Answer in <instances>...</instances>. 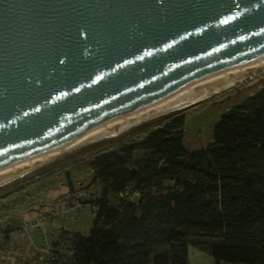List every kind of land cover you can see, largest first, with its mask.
Listing matches in <instances>:
<instances>
[{"label":"water","instance_id":"water-1","mask_svg":"<svg viewBox=\"0 0 264 264\" xmlns=\"http://www.w3.org/2000/svg\"><path fill=\"white\" fill-rule=\"evenodd\" d=\"M262 61L264 0H0V173Z\"/></svg>","mask_w":264,"mask_h":264},{"label":"trees","instance_id":"trees-1","mask_svg":"<svg viewBox=\"0 0 264 264\" xmlns=\"http://www.w3.org/2000/svg\"><path fill=\"white\" fill-rule=\"evenodd\" d=\"M185 120L183 110L158 117L87 161L100 187L86 202L93 227L63 233L70 244L64 254L54 244L53 264H190V246L217 263L264 264V87L200 151L184 146Z\"/></svg>","mask_w":264,"mask_h":264},{"label":"rangeland","instance_id":"rangeland-1","mask_svg":"<svg viewBox=\"0 0 264 264\" xmlns=\"http://www.w3.org/2000/svg\"><path fill=\"white\" fill-rule=\"evenodd\" d=\"M262 87L264 69L175 110H183L185 115L186 150L197 152L211 144L214 127L221 117ZM146 123L57 154L27 173L1 183L0 188L3 185L6 188L0 190V264H53L52 257L57 249L54 244L60 242L63 254L70 244L65 240L66 235L60 238L63 233L89 237L96 214L86 202L100 193V187L92 183L94 174L87 161L105 148L116 147L112 139ZM14 180L15 185H10ZM13 226L14 232L6 231ZM189 261L190 264H231L217 263L193 246L189 247Z\"/></svg>","mask_w":264,"mask_h":264},{"label":"bare ground","instance_id":"bare-ground-1","mask_svg":"<svg viewBox=\"0 0 264 264\" xmlns=\"http://www.w3.org/2000/svg\"><path fill=\"white\" fill-rule=\"evenodd\" d=\"M264 69V61L260 62L259 64L239 70L236 72L228 73L225 75H221L218 77H215L211 80H208L202 84H199L195 87H192L188 90H185L181 93H178L172 97H169L165 100H162L158 102L157 104H154L145 110L125 119L124 121L102 131L97 134H94L92 136H89L87 138H84L80 141H77L75 143H72L70 145H67L63 148H60L58 150H55L53 152H50L46 155H43L41 157H38L36 159H33L29 162H26L24 164H21L19 166H16L12 169H9L7 171H4L0 173V183L5 182L9 179H11L13 176L23 174L24 172L30 170L34 166L40 165L44 161L52 158L53 156L65 152L67 150H70L74 147H77L79 145H83L86 143H91L93 141H97V139H106L107 137H114L120 131H123L125 129L131 128V126L136 125L138 123L143 122H150L151 120H154L153 118L158 116H164L167 114L172 113V111L175 112V110L180 109L182 107H185L188 104H191L193 102L200 101L204 98L209 97L210 95H213L217 92H219L222 88L228 87L230 85H233L234 83L238 82L239 80L253 74L254 72H258L260 70ZM160 116V117H161ZM150 120V121H149Z\"/></svg>","mask_w":264,"mask_h":264},{"label":"built area","instance_id":"built-area-1","mask_svg":"<svg viewBox=\"0 0 264 264\" xmlns=\"http://www.w3.org/2000/svg\"><path fill=\"white\" fill-rule=\"evenodd\" d=\"M125 195H130V197L135 200V198L138 196V193L130 194L129 192H126Z\"/></svg>","mask_w":264,"mask_h":264}]
</instances>
